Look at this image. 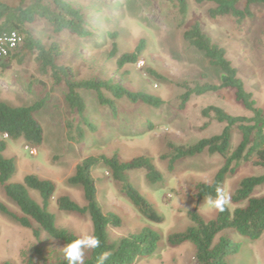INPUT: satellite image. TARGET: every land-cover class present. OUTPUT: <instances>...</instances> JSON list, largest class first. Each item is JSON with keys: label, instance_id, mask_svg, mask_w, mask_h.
I'll use <instances>...</instances> for the list:
<instances>
[{"label": "rangeland", "instance_id": "1", "mask_svg": "<svg viewBox=\"0 0 264 264\" xmlns=\"http://www.w3.org/2000/svg\"><path fill=\"white\" fill-rule=\"evenodd\" d=\"M17 6L21 0H3ZM83 10L95 26L94 38L79 39L69 32L55 34L44 21L29 25L28 29L45 45H60L63 58L60 65L74 68L78 79L112 81L133 92H143L163 100L164 105L155 109L144 104H133L127 100L117 101L116 116L108 107L99 104L95 93L86 92V118L95 128L88 129L82 142H71L67 137L66 121L69 117L65 101L66 88L53 89L52 81L40 71L36 55L21 53L23 64L13 62L8 73L15 81L0 79V101L13 107H27L45 100L44 109L37 114L38 121L45 132L44 142L38 149L28 147L23 141H9L4 156L17 159V173L12 183H23L28 175L56 184V192L49 211L56 215L57 225L66 228L79 237L93 236L89 217L63 212L57 205L62 196H69L80 206H86L84 191L80 186H72L68 179L74 175L78 164L90 157H112L116 153L121 160L131 161L141 156L153 159L162 174V180L150 184L144 170L128 173L132 184L153 205L162 224L145 219L121 193L117 184L105 167L94 169L93 176L98 187V201L105 213L118 215L123 222L121 228L110 229L112 241L151 228L162 237L160 251L149 259H141L136 264H195L196 249L192 243L171 248L168 238L175 233H183L193 224L188 213L197 207L195 194L199 184H212L218 171L225 164L220 155L208 152L195 157L179 160L173 170L169 160L168 143L193 145L222 133L224 124L213 117H204L202 112L215 106L235 117H252L242 104L238 103L231 90L203 96H194L182 108L185 89L178 84L187 82L192 88L196 84L218 85L221 73L212 67L204 55L189 48L183 34L199 22L215 43L227 51V57L237 68L245 88L253 95L256 107L264 113V6L254 5V17L241 27L233 17L212 20L209 10L212 4L198 5L195 0H187L189 11L182 18L176 6L167 0H68ZM246 4L242 5L245 8ZM112 34H117L112 38ZM141 40L147 49L136 65L118 66V59L133 53ZM114 46H116L115 55ZM1 64H8L1 61ZM156 72L157 76L149 73ZM108 97L111 98L109 94ZM81 119L75 117V125ZM241 142L237 130L233 135V149ZM264 168L255 161L241 163L236 175L229 176L223 186L228 197L226 206L234 211L246 204L236 205L232 201L240 182L252 176H261ZM33 199L42 204L40 195L30 190ZM254 197L264 196V186L254 192ZM205 198L199 213L206 220H214L219 209ZM0 203L11 211L19 213L18 208L8 199L0 187ZM230 233L235 242L241 243L240 253L230 257V264H264V235L258 241ZM66 245L53 240L43 233L40 241L32 231L22 228L18 223L0 213V264H27L32 258L41 264L43 256L50 262L66 259ZM91 248H85L88 255ZM38 251H42L41 255Z\"/></svg>", "mask_w": 264, "mask_h": 264}, {"label": "trees", "instance_id": "2", "mask_svg": "<svg viewBox=\"0 0 264 264\" xmlns=\"http://www.w3.org/2000/svg\"><path fill=\"white\" fill-rule=\"evenodd\" d=\"M167 1L177 7L182 18L187 16L189 11L187 0ZM195 2L198 5L212 4L214 6L209 10L212 20L233 17L239 27L254 17L251 11L252 6H264V0H195ZM243 4H246L245 8H242ZM38 21L48 23L55 34L69 32L79 39L94 38L96 28L83 10L75 7L68 0H21L17 6L0 0L1 29L18 32L24 38L22 46L15 54L2 60L7 61L8 64H1L0 79L15 81V77L9 75L7 65L13 62L18 65L23 64L25 58L19 59L21 53L36 55L40 71L52 81L53 89L66 88L64 98L69 110L66 121L69 141L82 142L85 139L86 130L83 125H86L88 129H95L85 116L87 103L83 93H95L99 104L108 107L115 116L116 102L124 99L133 104H144L155 109L164 105L159 97L130 91L112 81L78 79L74 68L59 64L63 58L60 45L53 43L47 46L28 29L29 25L36 24ZM111 36L116 38L117 34ZM183 39L189 48L202 53L209 64L220 71L221 76L218 85L196 84L192 88L187 82L178 84L186 91L182 96L181 107L184 108L194 96L231 90L235 94L236 101L252 113V117H235L219 107L211 106L202 114L204 117H213L219 124L225 125L221 134L189 146L168 143L169 154L163 156V159L169 160L170 170H173L179 160L195 157L204 152L220 155L225 160V164L218 171L212 184L197 186V193L194 196L197 207L188 213L193 225L183 233L170 235L168 244L171 248H177L185 243H192L196 249L195 264H230V257L240 253L241 243L235 242L230 233L226 232H235L240 237L252 241H258L264 235V196H253L257 188L264 186V174L247 177L240 182L232 201L236 205L245 203L244 207L231 211L225 205L224 211L219 210L217 217L211 221H206L198 210L205 198L218 199L217 190L223 192L227 178L236 175L241 163L255 161L258 166L264 168V113L256 107L253 95L246 90L237 68L227 57L226 49L215 43L199 22L184 32ZM116 48L114 46V55ZM146 49V41L141 40L133 53L124 54L118 59L119 68L138 64ZM149 73L157 76L153 70H149ZM45 105V100L27 107H13L0 101V136L7 137L9 141H23L32 149L40 148L44 142L45 132L36 116ZM76 116L81 119V123L77 126L75 125ZM235 130L240 134L241 142L236 149H233ZM7 148L8 142L0 140V187L18 208L19 213L11 211L2 203H0V213L18 223L22 228L32 231L38 241L43 233L66 246L81 238L69 229L58 227L56 215L49 211L56 192L54 182L41 179L37 175L26 176L23 183L11 182L17 173V159H8L4 156ZM100 166L106 168L121 193L145 219L156 224L164 222L163 217L158 214L153 205L132 184L128 175L130 171L144 170L148 183L156 184L161 181L162 174L151 157L145 155L131 161H123L116 153L112 157L87 158L77 165L74 175L68 179L70 185L82 187L86 206H80L69 196H62L57 200L61 211L81 218L89 217L93 236L101 241L98 248L91 249L88 255L83 256V264H98L99 258L104 254L107 255L104 264H136L141 259L155 256L160 251L162 237L159 232L151 228H144L112 241L110 229L121 228L123 222L118 215L105 213L98 201V187L93 171ZM30 190L40 195L42 204L33 199ZM83 252L85 253V248ZM38 253L41 255L42 251ZM41 260V264H68L67 259L50 262L42 256ZM27 264L36 263L30 258Z\"/></svg>", "mask_w": 264, "mask_h": 264}, {"label": "clouds", "instance_id": "3", "mask_svg": "<svg viewBox=\"0 0 264 264\" xmlns=\"http://www.w3.org/2000/svg\"><path fill=\"white\" fill-rule=\"evenodd\" d=\"M218 191V199L213 201H209L210 204H212L214 207L218 208L220 211H224V206L228 203L229 197L220 191ZM101 244V241L96 236H84L82 238H78L74 241H72L70 244H68L65 247V256L68 260V264H83V256L84 248H91L95 249L98 248ZM107 260V255H101L99 258L98 264H104V262Z\"/></svg>", "mask_w": 264, "mask_h": 264}, {"label": "built area", "instance_id": "4", "mask_svg": "<svg viewBox=\"0 0 264 264\" xmlns=\"http://www.w3.org/2000/svg\"><path fill=\"white\" fill-rule=\"evenodd\" d=\"M23 42L24 38L18 32L4 31L0 27V61L15 54Z\"/></svg>", "mask_w": 264, "mask_h": 264}]
</instances>
